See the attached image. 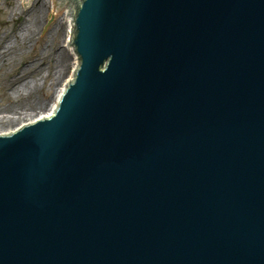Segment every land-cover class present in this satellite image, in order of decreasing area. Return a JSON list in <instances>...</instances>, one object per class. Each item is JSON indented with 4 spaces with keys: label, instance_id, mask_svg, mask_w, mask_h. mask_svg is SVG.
I'll list each match as a JSON object with an SVG mask.
<instances>
[{
    "label": "water",
    "instance_id": "95a60500",
    "mask_svg": "<svg viewBox=\"0 0 264 264\" xmlns=\"http://www.w3.org/2000/svg\"><path fill=\"white\" fill-rule=\"evenodd\" d=\"M48 4L71 70L0 132V264H264V0Z\"/></svg>",
    "mask_w": 264,
    "mask_h": 264
},
{
    "label": "rangeland",
    "instance_id": "374dc122",
    "mask_svg": "<svg viewBox=\"0 0 264 264\" xmlns=\"http://www.w3.org/2000/svg\"><path fill=\"white\" fill-rule=\"evenodd\" d=\"M17 1L18 0H0V114H2V104L6 102L7 97V83L4 79L9 78L19 70H22L23 74L29 76L30 79L37 77L41 69L37 72L38 66L34 68H28V66L31 59H33L35 55L38 56V51L41 53L43 52L42 60L48 65L46 67L49 75L46 78V82H49L55 69H58L60 75L63 76L68 75L71 70L69 54L66 57L67 61H64L62 66H57L56 64V58L60 51L59 49L68 51L67 48H61V14L49 16L41 36H39V34L42 28L43 19L42 16H40V19L33 23L31 33L23 39L22 43L19 45L12 44L9 48V53L2 56V45L7 46L8 43L11 42L10 39L16 36L20 31L18 30V27L21 22L18 15H9L10 10ZM30 2L32 3V6H28L23 15V20L25 21H31L34 18V16L31 15V12L37 9L36 7L41 3V0H31ZM44 65L45 64H43V68ZM26 68L28 69L26 70ZM33 98H36L38 102H42L43 100L41 92L33 93ZM37 106H33L34 109H32L30 114L26 116L20 115L19 119L8 124L5 130H10L21 122L29 121L28 118L33 117L37 112ZM4 114L9 115L10 113Z\"/></svg>",
    "mask_w": 264,
    "mask_h": 264
},
{
    "label": "bare ground",
    "instance_id": "6f19581e",
    "mask_svg": "<svg viewBox=\"0 0 264 264\" xmlns=\"http://www.w3.org/2000/svg\"><path fill=\"white\" fill-rule=\"evenodd\" d=\"M30 1L22 0L21 3L25 4L24 7L20 6L17 1L16 4L10 10L9 15L13 16V14H17L20 18L21 23L18 27V30L20 31L17 33L16 36L10 39L11 42H9L7 46L2 45V56L4 54L9 53V48L12 46V44L19 45L20 43H22L23 39H25L31 33L33 23L37 22L40 19V16H42V14L47 15L46 8L49 6L48 0H41V3H39L36 7L37 9L31 12V15H33L34 18L31 21L23 20V15L25 14L27 7L32 6V3ZM59 50V54L56 58V64L57 66H62L64 64V61H67L66 57L68 56V51L64 49ZM37 53L38 56L35 55L34 58L31 59V62L28 66V68H34L38 66L37 72L41 69L37 77H33L30 79L29 76H25L23 74L22 70H19L9 78L4 79L7 83V97L6 102L2 104V114H0V132L6 131L5 129L7 128V125L10 124L12 121L19 119L20 115L26 116L30 114L32 109H34L33 106L38 105L37 112L34 114L33 117L28 118L29 121L35 120L36 114L47 116L64 84V81L68 76L60 75L59 70L55 69L49 82H46V78L49 75L46 67L48 65L47 63H44V60H42L43 52L41 53L40 51H38ZM38 63L41 65H39ZM43 64H45L44 68ZM28 68H26V70ZM35 92H41L43 96L42 102H38L36 98H33V93ZM4 113L10 114L6 115ZM17 126L18 125L14 126L10 130L15 129Z\"/></svg>",
    "mask_w": 264,
    "mask_h": 264
}]
</instances>
